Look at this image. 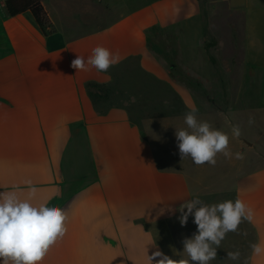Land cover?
Listing matches in <instances>:
<instances>
[{
    "label": "crops",
    "instance_id": "0c3cea01",
    "mask_svg": "<svg viewBox=\"0 0 264 264\" xmlns=\"http://www.w3.org/2000/svg\"><path fill=\"white\" fill-rule=\"evenodd\" d=\"M40 1L47 35L29 12L9 17L0 1V192L31 195L34 204L66 214L64 235L39 264H149L156 250L187 259L182 241L197 226L192 216L181 226L178 209L197 197L209 205L239 198L252 210L210 264H264V253L254 255L251 247L264 246V166L237 171L234 138L232 156L217 154L214 166L181 159L171 135L186 128L184 114L193 108L200 120L204 92L174 80L173 67L149 48L156 31L174 29L182 78L201 80L209 66L216 78H229L239 17L241 66L264 104V0H114L119 5L112 7L113 0ZM96 46L119 62L107 72L71 67ZM133 61L170 86L181 104L179 116L163 118L158 145L125 109L97 106L88 93L90 84H107ZM229 83L216 97H234ZM209 123L229 130L230 123ZM235 251L239 259H228Z\"/></svg>",
    "mask_w": 264,
    "mask_h": 264
},
{
    "label": "clouds",
    "instance_id": "9594fccd",
    "mask_svg": "<svg viewBox=\"0 0 264 264\" xmlns=\"http://www.w3.org/2000/svg\"><path fill=\"white\" fill-rule=\"evenodd\" d=\"M119 62L103 46H96L85 60L77 56L71 61V67L77 71H86L88 66L98 72H107ZM197 109L184 114L186 128L176 129L175 137L181 159L190 158L197 166H214L217 154L231 157L228 133L213 127L207 121L197 118ZM253 121L250 120L249 123ZM232 136L239 138V125L231 128ZM242 159L240 153L235 154ZM30 192L34 194L35 188ZM181 226H186L189 216L197 226L191 238L185 237L183 253L187 259L176 261L156 250L148 256L149 264H210L216 259L217 248L229 232H236L244 220L252 219V210L239 198L219 203L205 204L198 197L182 203L178 209ZM66 214L63 209L46 204H34L32 196L21 199L15 192H0V264H39L48 249L58 237L66 231ZM254 255L264 253V246L252 244ZM238 251L228 252V259L238 260ZM159 258V259H157Z\"/></svg>",
    "mask_w": 264,
    "mask_h": 264
},
{
    "label": "rangeland",
    "instance_id": "374dc122",
    "mask_svg": "<svg viewBox=\"0 0 264 264\" xmlns=\"http://www.w3.org/2000/svg\"><path fill=\"white\" fill-rule=\"evenodd\" d=\"M114 3L117 5L118 1L113 0L109 6L112 7ZM239 21L238 17L235 36V61L228 69L229 78L227 76L223 78L222 75L216 78L210 66L206 71L207 74L201 80L182 78L181 74L184 72L179 67V42L174 29L156 31L153 35L154 38L149 41V46L168 68L173 67L174 80L182 81L187 85L197 83L200 86L204 92L199 99L200 111L203 112L200 120L230 123L229 130L223 132L228 133L230 139H235V154L240 153L243 157L242 159L236 158V169L237 171H247L249 168L253 170L264 166V104H261L258 98V84L254 81L248 83V78L241 66L242 39ZM225 64L227 65V62ZM217 79L224 81L218 83ZM228 80L234 97L230 99L216 97L218 93L229 90ZM100 86V88L91 89L98 96L94 103L102 108L115 106L125 109L129 118L137 123L146 132L147 137L157 145L163 140V118L179 116L181 104L171 87L140 71L134 61L117 69L111 81ZM212 113L219 114L218 120ZM152 120H155L154 122L159 123V125H151ZM173 120L169 122H179ZM250 120L253 122L249 123ZM233 125L240 127L241 136L239 138L232 136L231 128ZM174 135L175 132L171 135L172 140Z\"/></svg>",
    "mask_w": 264,
    "mask_h": 264
},
{
    "label": "trees",
    "instance_id": "16d2710c",
    "mask_svg": "<svg viewBox=\"0 0 264 264\" xmlns=\"http://www.w3.org/2000/svg\"><path fill=\"white\" fill-rule=\"evenodd\" d=\"M4 6L9 17H14L16 15L29 12L44 35H47L51 32L48 15L40 0H5ZM100 87L101 86L98 84H90L88 86V93L93 102L96 98H98V96L93 93L91 89ZM176 98L178 97L176 96Z\"/></svg>",
    "mask_w": 264,
    "mask_h": 264
},
{
    "label": "built area",
    "instance_id": "2783aa9c",
    "mask_svg": "<svg viewBox=\"0 0 264 264\" xmlns=\"http://www.w3.org/2000/svg\"><path fill=\"white\" fill-rule=\"evenodd\" d=\"M0 1H3L4 2L5 0H0Z\"/></svg>",
    "mask_w": 264,
    "mask_h": 264
}]
</instances>
